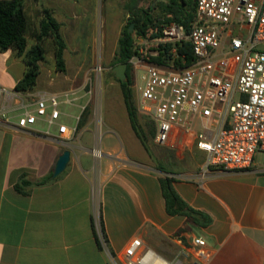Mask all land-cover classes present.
Returning a JSON list of instances; mask_svg holds the SVG:
<instances>
[{"label":"crops","instance_id":"1","mask_svg":"<svg viewBox=\"0 0 264 264\" xmlns=\"http://www.w3.org/2000/svg\"><path fill=\"white\" fill-rule=\"evenodd\" d=\"M58 4L53 16L65 32L83 15L84 5L80 0ZM24 72L13 51L0 53V85L15 88ZM42 72L41 67L36 93L56 94L73 108L75 113L63 112L59 122L77 127V135L62 140L56 129L45 135L39 132L43 124L0 130V264H113L109 254L122 257L136 238L169 261L193 264L199 262L195 237L206 241L211 254L200 264H264V158L257 154L247 171H207L206 153L195 143L180 142L172 151L156 152L155 161L135 133L126 104L127 119H103L91 90L83 92L76 81L75 89L60 88L61 78ZM138 121L143 127L139 116ZM68 149L66 170L43 182ZM166 177L182 201L204 216V224L168 213L161 185Z\"/></svg>","mask_w":264,"mask_h":264},{"label":"built area","instance_id":"2","mask_svg":"<svg viewBox=\"0 0 264 264\" xmlns=\"http://www.w3.org/2000/svg\"><path fill=\"white\" fill-rule=\"evenodd\" d=\"M167 45L172 58L178 46L189 45L195 60L188 66L184 56V66L170 58L153 62ZM133 47L138 111L154 123L155 144L175 148L180 142L195 143L206 153L207 171H247L257 154L264 155V0H197L188 28L174 21L162 24L137 35ZM59 99L0 85V130L43 124L39 132L51 135L56 129L60 139L73 140L77 127L59 122ZM182 135L187 137L183 141ZM96 226L107 249L100 223ZM192 243L199 262L211 257L203 238ZM109 256L113 264H182L165 259L140 238L131 241L122 257Z\"/></svg>","mask_w":264,"mask_h":264},{"label":"rangeland","instance_id":"3","mask_svg":"<svg viewBox=\"0 0 264 264\" xmlns=\"http://www.w3.org/2000/svg\"><path fill=\"white\" fill-rule=\"evenodd\" d=\"M156 0H80L84 5V13L76 19L75 24H67L65 32L62 30L64 38L67 42V55L64 56L65 71L59 70L54 56V47L51 39L44 41L46 49V58L40 64L43 68V75H49L55 79L59 77L60 88L72 90L77 87L73 86V81H76L75 86L82 85L83 92L91 90L93 100L97 103L98 116L103 119H108L112 115L119 116L122 119H127L124 98L122 95L120 83L110 71L116 66V51L118 48V40L122 30L130 24L131 19L136 18V14L141 9L148 10L150 5ZM60 0H25V9L30 18L31 30L28 35L29 43L34 44L35 38L33 35L34 29L39 27L42 18V10L47 8L52 14L53 7L59 5ZM157 11L154 12V15ZM56 15L60 13L57 10ZM136 34L134 39L136 40ZM167 62H170L167 60ZM107 68V69H106ZM107 70V71H105ZM143 71H139L142 75ZM76 79V80H75ZM65 80V82H63ZM132 89L133 100L140 119H142L143 129L146 135V145L153 152L154 160L156 161V152L172 151L170 147L156 145L153 141L155 125L152 120L138 111L139 91L136 87L137 78L136 72L132 67ZM113 83V84H111ZM70 86V87H68ZM36 92L37 90L34 89ZM72 98L71 96L68 97ZM62 113H75L73 108L68 104L59 105ZM86 116L92 114V107L88 108ZM106 119V120H107ZM71 119L64 117V121L68 122ZM98 125L101 126L102 120L98 117ZM37 128L41 124L36 125ZM107 128V127H106ZM104 129V127H103ZM106 130V129H105ZM107 132V131H106ZM103 134V131H102ZM101 142L103 145H101ZM106 142V140H105ZM99 147L104 148L103 138L99 140ZM171 149V150H170ZM101 156V155H100ZM263 154H259V159L264 158ZM158 164V162H157ZM164 168L169 166L163 165Z\"/></svg>","mask_w":264,"mask_h":264},{"label":"trees","instance_id":"4","mask_svg":"<svg viewBox=\"0 0 264 264\" xmlns=\"http://www.w3.org/2000/svg\"><path fill=\"white\" fill-rule=\"evenodd\" d=\"M196 1L168 0L166 2H158L155 7L151 4L148 10L141 9L138 11L136 18L131 19L130 24L121 32L118 40L115 65L127 64V75L132 81V65L130 59L135 54L133 47L134 35H146L150 29L158 28L162 24L173 21L183 24L188 28L196 17ZM155 11H157L156 15H154ZM131 24L135 26L134 30L129 32ZM61 28L62 25L54 18L52 12L47 8L43 9L39 27L33 31L35 43L30 44L28 35L31 30V23L25 9V0H0V53L11 50L14 56L22 59L25 65L24 75L16 84L15 90L28 92L35 89L37 79L41 72L40 64L46 58V49L44 46L46 39H51L53 44L57 67L59 70L65 71L64 52L67 44ZM171 47V45L163 47L160 55L152 58V61L161 64L170 58L179 66H188L195 60L189 45L177 47L178 50L175 55L177 58H172V55L170 57L167 55ZM182 56H184L185 60L184 65L182 64ZM118 82L121 83L120 80ZM121 86L131 125L137 136L146 145V135L138 121V113L133 100L132 89L126 90L125 85L122 83ZM51 179L52 174L45 178L43 182H48ZM161 185L167 211L170 215H183L195 225L201 226L204 224V216L190 209L175 192L172 186V179L169 177L163 178Z\"/></svg>","mask_w":264,"mask_h":264},{"label":"water","instance_id":"5","mask_svg":"<svg viewBox=\"0 0 264 264\" xmlns=\"http://www.w3.org/2000/svg\"><path fill=\"white\" fill-rule=\"evenodd\" d=\"M166 1L168 0H156L153 3V7H155V5L158 2H166ZM134 26H135L134 24H131V26L129 27V32H132L134 30ZM127 67H128L127 64H118L112 68L111 72L115 74L118 80H120L121 82H125L127 80V74H126ZM71 153H72L71 150L68 149L59 157L55 170L52 175L53 178L60 176L66 170L71 159Z\"/></svg>","mask_w":264,"mask_h":264},{"label":"flooded vegetation","instance_id":"6","mask_svg":"<svg viewBox=\"0 0 264 264\" xmlns=\"http://www.w3.org/2000/svg\"><path fill=\"white\" fill-rule=\"evenodd\" d=\"M106 69H107V68H106ZM111 70H112V69H111ZM111 70H108V71H110V75H113V77H114L115 79H117L116 76H115V74H113V73L111 72ZM105 71H107V70H105ZM126 74H127V71H126ZM130 82H131V80L128 78V75H127V80H126L125 82H121V83L125 85V89H126V90H129V89H130ZM121 83H120V87H122V86H121Z\"/></svg>","mask_w":264,"mask_h":264}]
</instances>
